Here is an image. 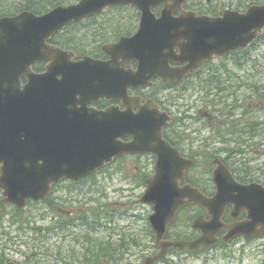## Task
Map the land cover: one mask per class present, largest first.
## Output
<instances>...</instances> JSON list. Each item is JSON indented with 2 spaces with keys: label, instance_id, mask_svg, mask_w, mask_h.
<instances>
[{
  "label": "water",
  "instance_id": "1",
  "mask_svg": "<svg viewBox=\"0 0 264 264\" xmlns=\"http://www.w3.org/2000/svg\"><path fill=\"white\" fill-rule=\"evenodd\" d=\"M185 1L80 0L44 16L24 12L0 19V189L4 203L23 208L30 199H45L51 186L62 179L79 180L124 154L152 153L157 159L155 174L148 179L141 202L152 208L149 220L161 252L146 264L155 263L172 248L202 251L215 245L223 211L230 204L245 208L250 219L233 227L231 237L264 227V187L237 183L219 161L213 198L190 185L181 187L194 162L164 139L163 130L171 118L154 101L143 104L141 98L129 96L130 88L147 87L157 77L167 84L182 81L203 62L248 47L264 30V5L252 6L243 14L225 12L216 19L185 12L174 18L172 13L182 10ZM155 4L165 6L159 19L151 12ZM120 5L140 9L142 20L134 36L104 46L110 62L87 60L73 66L61 62V51L46 46L51 35L71 23ZM37 59L53 60V64L46 73L35 75L31 66ZM134 61L139 64L137 72L123 69ZM172 62L188 64L171 68ZM22 76L28 77L23 89ZM100 98L121 100L127 110L89 109ZM126 138L132 141L124 143ZM192 203L204 207L210 216L209 220L198 217L193 224L202 236L196 241L165 240L178 211Z\"/></svg>",
  "mask_w": 264,
  "mask_h": 264
},
{
  "label": "rangeland",
  "instance_id": "2",
  "mask_svg": "<svg viewBox=\"0 0 264 264\" xmlns=\"http://www.w3.org/2000/svg\"><path fill=\"white\" fill-rule=\"evenodd\" d=\"M40 1H42V6L47 5L46 1ZM39 7L41 6L36 8ZM48 7L45 6L42 10H46ZM126 29L130 32L133 31L132 27ZM262 37L259 41L261 50L256 51L254 56L256 58L254 66H250L253 61H246L244 58L246 69L235 70L232 66H229L232 73L228 74L229 80L223 82V78L227 75L225 73L219 74V83L229 86L226 89L218 85L220 89L230 90L236 94L238 91L239 95L248 97L246 99L247 103L255 100V105L253 104L255 109L261 105V99L258 97H264L257 94L258 92H264V36ZM234 60L231 59L229 65H234ZM241 82L244 83V88L241 84V89H235L236 85ZM214 84V81H210V77L202 80H191L182 85L180 91L171 92L164 97V100L174 111L175 119L179 125L178 130L182 131L183 129L180 126L188 125L185 128L187 133H180L179 136L193 141L191 149L184 146L187 150H191L192 154L199 156V161L205 171L211 161L217 157L211 156L212 151H217L218 153L215 154L222 156L221 149L226 146L219 143V137L216 133H212L214 131L210 132V128L215 131L224 129L228 126L231 127L238 120V118L233 119L231 111L226 108H219L217 114L212 113L211 109L206 107L208 100L203 98L210 92V89H215ZM258 87H261L262 90H259ZM179 93H181L180 97L176 98ZM181 96H185V100H181ZM174 102H178L179 110L172 105ZM261 119H264V112L261 114ZM262 133H259L258 136ZM245 135L241 140H249L247 134ZM261 137L263 138H256L254 144L264 141V136ZM255 146L259 149L247 158H256V160L251 162L248 167L256 176H260L264 175V146ZM240 160L244 159L240 157ZM150 164L148 158L142 159L140 163L132 160H122L109 166L105 172L94 177L95 180L90 179L83 184L71 185L70 187L66 183L55 192L54 200L57 201L55 212L48 213L49 203L29 207L25 211L26 217L30 219L26 220V223H21V225L17 224L16 221L11 223L9 219L11 217L6 215V219L0 225L2 236L6 234V237H2L1 245L3 247L0 246V250L5 248L4 245L11 238L12 242H15V244L11 243V250H18L19 252L11 253L7 251V253L12 256L15 255V259L22 262L26 261L29 264H90L86 263V260L90 254L89 251L95 249L98 251L92 252V255L97 257L96 264H143L144 260L150 256V252L156 247L155 239L147 229L146 217H148L150 211L142 208L139 204L143 192V187H139L141 179L144 177L140 175V169H143L142 172H149V169L152 168V166H149ZM211 166L213 170L214 166L212 164ZM92 183L95 185L92 186ZM84 199H88V201L84 202ZM78 200H81L82 204H78ZM100 205L114 207L112 210L116 213V216H113L112 231L116 234L110 238L109 232L106 236L105 234L89 232L86 228L79 226H77L78 232L71 231L68 233H62L63 231L60 232V229L52 232L47 229L51 223V217L53 218L52 222H55V218L64 219L67 217V213L75 212L74 210L96 208ZM104 222L107 224L108 220L106 219ZM181 224H188L187 218H182ZM120 232L124 234V237ZM176 232L184 235L189 233L188 229ZM71 234L72 237H70ZM101 245L107 247L100 249ZM134 255L138 256L134 257ZM175 259L177 260V258ZM170 260H173V258H170ZM179 264L188 263L180 262Z\"/></svg>",
  "mask_w": 264,
  "mask_h": 264
},
{
  "label": "flooded vegetation",
  "instance_id": "3",
  "mask_svg": "<svg viewBox=\"0 0 264 264\" xmlns=\"http://www.w3.org/2000/svg\"><path fill=\"white\" fill-rule=\"evenodd\" d=\"M44 1L47 2V5L44 4L42 6V1L40 0H0V18L17 17L24 12L32 13L35 16H43L58 6H69L77 4L79 2V0H63V4H56L54 3V0ZM173 3L174 2L170 1L169 4L172 5ZM261 4H264V0H186L182 5V10L175 11L174 13H172V16L174 18H177L183 12H185L194 13L197 17L208 16L216 19L223 17L224 13L227 11L244 13L250 6ZM37 6L41 7L36 8ZM45 6L49 7L46 10H42V8H44ZM164 11L165 6L163 4H155L151 7L152 14L157 18H160L163 15ZM141 18L142 12L134 7L121 6L111 8L106 10L101 16L88 17L78 23H72L68 25L62 31L56 32L51 35L47 39L46 43L51 47V49H59L65 52L66 56L63 58V60H61V62H70L77 64L81 63L85 59V57H90L93 60L100 62H109L110 57L102 51L103 47L107 44L114 43L119 40V38L116 39L115 36L117 31L124 30L130 32L126 28L132 27L133 31H131L130 35H128L132 36L138 30ZM100 34H103L105 37H107L109 41L101 42L99 38L102 35ZM231 59H235L234 65H229V61ZM239 63L238 52L232 53L231 55L229 54V56H225L222 58H216L213 61H206L201 70L199 69L190 73L187 76L186 81L200 80L210 77V81L212 80L215 82V89H210V92L207 93L206 97L204 98V100H208L206 103V107L210 108V102L215 99L214 92L218 91V85L226 89L229 88L228 85L219 83V74L225 73V75H227L223 78V82H225L227 79L229 80L228 74H232L230 72L231 68H229V66H232L235 70L242 69L241 67H239ZM52 64L53 60L37 59L34 61L31 69L33 70L34 74L42 75L47 72L48 67ZM172 66L181 65L172 64ZM131 68L136 71L138 68V64L135 62L132 63ZM20 81L22 85L25 86L28 83V77L22 76L20 78ZM227 83H229V81H227ZM241 84L242 82L236 85L235 89H241ZM178 87L179 85L176 84L167 85L163 82L162 78H156L153 80L152 85L148 88H137L130 90V95L141 97L143 99V102H145V100L152 99L160 105L162 111H165L173 116V120L164 129L165 139L173 145L180 138V131L178 130L179 125L177 124V121L174 120V111L171 109L168 103L164 101V97L173 92V90ZM226 89H220V96L224 97V102L219 108L227 109L226 105L231 106L227 110L231 111V115L233 116L235 114H238L239 117L237 116V118L240 119L241 123L244 117L246 115L248 116L249 114L247 111H244V109L241 108V106L243 105L242 98L245 96L239 95L238 91L236 94L235 92H231L230 90L225 91ZM177 103L178 102H174V104ZM113 106H120L121 110L126 109V107L122 105L120 101L107 99H101L98 102H92L89 104V108L96 110H106ZM219 108H216L215 110H219ZM210 109L212 112L213 107ZM236 123H238V120L236 121ZM186 127H188V125L180 126V128ZM124 141L129 142L130 139H126ZM190 156L193 157V154L185 152V157L191 158ZM142 158H148V160L151 162L149 166H152L151 170L149 169V172L145 173V175L149 173L152 174L155 165V157L151 154L144 156L127 155L123 160L138 161ZM232 161L236 163L234 159ZM227 165L228 169L231 172L234 170L236 173H239V170L233 164ZM240 172L243 174L245 173L242 171ZM237 181L241 184H248L241 181L240 179H237ZM66 183L69 187L71 185H78L74 184V182L72 181H64L63 183L54 186L51 195L45 201V204L49 203V208L47 209L49 211L48 213H51L52 211L55 212V209L57 207V201L54 200L56 196L55 192L60 187L66 185ZM261 185L264 186V183H262ZM200 190L208 197H213L216 194V187L213 185V183L204 185L200 188ZM80 201L78 200L77 203L82 204ZM87 201L88 199H84V202ZM247 203L250 202L248 201ZM139 204H141L140 201ZM84 209L85 208H81L77 212L80 213ZM74 211L76 212V210ZM201 215L204 216L206 220L209 219L207 211L197 205H189L181 209L177 218V227L171 229V231L168 233V235H170H167V239L187 241L197 240L199 237H201V232L193 229L192 223L198 216ZM248 215V211L243 207L236 208L234 204L227 206L222 215L223 227L217 234V244L215 246L200 252L172 249L169 252V256L161 261V263L159 262V264H179L180 262H186L188 264H264V227L257 226L254 230L246 231V235H237L231 239H226L230 228L234 227L235 225L246 224L250 221ZM182 218H187L188 220V235L176 232L178 230H186V225L181 224ZM52 219L53 218L51 217V223L49 224L47 229H49L51 232L60 229V232L63 231L62 233H65L67 227L63 220L60 221L58 218H55V222H52ZM15 221L17 223V219H15ZM0 225H2V218H0ZM1 237L2 235L0 234V238ZM11 243L15 244V242H12V239L9 238L5 249L0 250V264H29L26 261L22 262L18 259H15L14 254V256H12L11 254L7 253V251L11 253L19 252L18 250H11ZM159 252L160 250L156 246L150 252L149 257L155 256ZM138 255H134V257H137ZM174 257L177 258V260ZM170 258H173V260H170Z\"/></svg>",
  "mask_w": 264,
  "mask_h": 264
},
{
  "label": "trees",
  "instance_id": "4",
  "mask_svg": "<svg viewBox=\"0 0 264 264\" xmlns=\"http://www.w3.org/2000/svg\"><path fill=\"white\" fill-rule=\"evenodd\" d=\"M54 1H55L54 3H56V4L63 3V0H54ZM124 34H125V31L121 30V31H118L115 35L120 36V35H124ZM100 35H102L99 38V40L101 42L108 40V38L105 37L103 34H100ZM261 36H264V33ZM262 38L263 37H261L260 40ZM260 40H258L254 45H252L248 50L243 51L241 56L243 58H245L246 61H250V60L253 62L255 61L254 56H255L256 51L261 50L260 43H259ZM200 80H202V79H200ZM184 91H186V89H184ZM220 92H221V90L218 88V91L214 92L215 99L210 102V108L213 107L212 113H218V110H215V109L219 108L221 106V104L224 102V97L220 96ZM247 98L248 97L244 98L243 105L241 106V108H243L244 111H247L249 113V112H252L253 110L248 109V106L250 104L252 106H253V104L255 105V102H254L255 100H253L252 102H249L247 104V102H246ZM259 98L262 99L264 97H259ZM226 107H227V109H229L231 106L226 105ZM246 118H244V127L241 129H239L235 125H232L231 127L228 126L227 128L216 130L217 137L220 138L219 141L221 143H223L224 145H226L224 148L221 149V153H225L230 158L228 160H230L231 162L235 157L237 160H236V163L233 162V164L237 168L245 171L244 174L241 173L240 170H239V173H236L237 177L243 182H249V181H254V180H259L261 178H264L263 176H258L259 178L255 177V174L250 169L249 170L247 169L250 161L255 159V158H247V157L249 155H251L252 153H254L255 150L259 149L255 145H263L264 146V141H261V143L263 142V144H258V143L254 144L256 138H259V139L263 138L261 136H264V133H262V132H264V128L258 126V122L253 120L254 119L253 116L248 115ZM248 119H252V120H248ZM242 122L243 121H241V123ZM259 133H262V134H260V136H258ZM245 134H247V136L249 138V140H247V141L241 140L244 136H246ZM232 147H234V148H232ZM207 149H209V148H207ZM215 153L217 154L218 152L214 151V152H212L211 155H214ZM240 157H242L244 160H240ZM239 165H241V167ZM198 166H199V164L197 165V167ZM244 166H245V168H243ZM194 183H196V182H194ZM21 219L23 220L22 222H24V220H28L27 218H24V217H21ZM100 247H101L100 249H102V248H106L107 246L101 245ZM95 251H98V250L95 249V250L89 251L90 254L86 260V263H90V264H93V263L96 264L97 263V257L95 255H92V252H95ZM98 263H99V259H98Z\"/></svg>",
  "mask_w": 264,
  "mask_h": 264
},
{
  "label": "bare ground",
  "instance_id": "5",
  "mask_svg": "<svg viewBox=\"0 0 264 264\" xmlns=\"http://www.w3.org/2000/svg\"><path fill=\"white\" fill-rule=\"evenodd\" d=\"M257 125V124H256Z\"/></svg>",
  "mask_w": 264,
  "mask_h": 264
}]
</instances>
